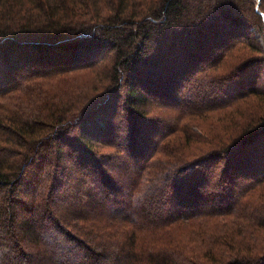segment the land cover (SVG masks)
<instances>
[{"label": "trees", "instance_id": "1", "mask_svg": "<svg viewBox=\"0 0 264 264\" xmlns=\"http://www.w3.org/2000/svg\"><path fill=\"white\" fill-rule=\"evenodd\" d=\"M256 3L0 0V264H264Z\"/></svg>", "mask_w": 264, "mask_h": 264}, {"label": "rangeland", "instance_id": "2", "mask_svg": "<svg viewBox=\"0 0 264 264\" xmlns=\"http://www.w3.org/2000/svg\"><path fill=\"white\" fill-rule=\"evenodd\" d=\"M259 7V5H258ZM259 9V8H258ZM253 30V29H252ZM252 36H250V42H252L253 44H256L257 46H259L261 48V53L259 54V58L260 60L262 59V63H259L255 66L256 68V72H260L262 70V74L260 76V78L264 77V45L262 43V39H261V36H260V33L258 31H254L252 34ZM154 98V97H153ZM156 101H160V102H169L168 100H163V99H160L158 97L154 98ZM116 101L118 102H121L122 101V96L117 99ZM107 110H109V108H107ZM125 110L123 111H120V113L116 116L115 120H119L121 118V114H124ZM90 119H93L95 121H100V122H105L106 120H109V113H105V114H98L97 116H92L90 117ZM100 125V123L98 124V126ZM77 131H75V129L73 128L72 131L69 132L70 135H74L76 134ZM249 149V148H248ZM35 168V167H34ZM36 169H32L30 171V174L28 175V179L29 181L26 183V186H27V189L28 188H31L32 184H34V180H35V175L37 174L36 173ZM59 175L61 177V179H63L66 175H64V172L63 170H61L59 172ZM90 178L88 177L87 178V181H89Z\"/></svg>", "mask_w": 264, "mask_h": 264}, {"label": "water", "instance_id": "3", "mask_svg": "<svg viewBox=\"0 0 264 264\" xmlns=\"http://www.w3.org/2000/svg\"><path fill=\"white\" fill-rule=\"evenodd\" d=\"M259 1H260V0H257V3H256L257 10H259V9H258Z\"/></svg>", "mask_w": 264, "mask_h": 264}]
</instances>
